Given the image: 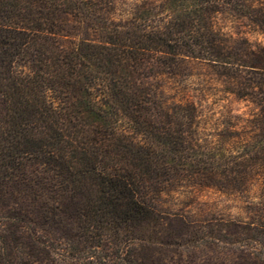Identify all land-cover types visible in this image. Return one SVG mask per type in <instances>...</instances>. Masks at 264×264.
I'll return each instance as SVG.
<instances>
[{
	"label": "trees",
	"instance_id": "trees-1",
	"mask_svg": "<svg viewBox=\"0 0 264 264\" xmlns=\"http://www.w3.org/2000/svg\"><path fill=\"white\" fill-rule=\"evenodd\" d=\"M251 31L264 0H0V264H191L161 194L264 191ZM203 125L252 132L201 147Z\"/></svg>",
	"mask_w": 264,
	"mask_h": 264
},
{
	"label": "rangeland",
	"instance_id": "rangeland-1",
	"mask_svg": "<svg viewBox=\"0 0 264 264\" xmlns=\"http://www.w3.org/2000/svg\"><path fill=\"white\" fill-rule=\"evenodd\" d=\"M133 0H117L119 7ZM249 38L264 43V34L251 31ZM211 100L219 92L212 89ZM242 107L240 103H233ZM249 134V128L224 130L215 125H203L195 130L198 144L226 148L241 146L244 139L221 137L219 134ZM254 185L229 193L206 187H182L171 193H162L158 201L160 210L177 214L199 229L185 246H175L168 254L176 259L191 261V264H264V234L259 226L249 225V217L264 222V191L260 188L261 178ZM259 185V186H258ZM251 228V229H250ZM175 252V253H173Z\"/></svg>",
	"mask_w": 264,
	"mask_h": 264
}]
</instances>
